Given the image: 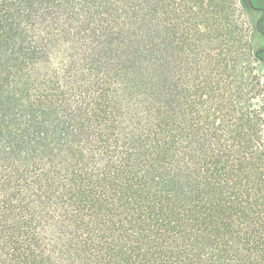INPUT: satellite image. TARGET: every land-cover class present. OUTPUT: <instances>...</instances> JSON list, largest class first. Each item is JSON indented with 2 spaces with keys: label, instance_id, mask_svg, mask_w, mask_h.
Masks as SVG:
<instances>
[{
  "label": "trees",
  "instance_id": "16d2710c",
  "mask_svg": "<svg viewBox=\"0 0 264 264\" xmlns=\"http://www.w3.org/2000/svg\"><path fill=\"white\" fill-rule=\"evenodd\" d=\"M254 1L0 0V264H264Z\"/></svg>",
  "mask_w": 264,
  "mask_h": 264
},
{
  "label": "rangeland",
  "instance_id": "374dc122",
  "mask_svg": "<svg viewBox=\"0 0 264 264\" xmlns=\"http://www.w3.org/2000/svg\"><path fill=\"white\" fill-rule=\"evenodd\" d=\"M254 3H255V5H257V6H261V7L264 8V0H255ZM252 12H253V11H252ZM257 15H258L257 12H253V17H252V20H253V21L257 19ZM263 70H264V69H263Z\"/></svg>",
  "mask_w": 264,
  "mask_h": 264
}]
</instances>
